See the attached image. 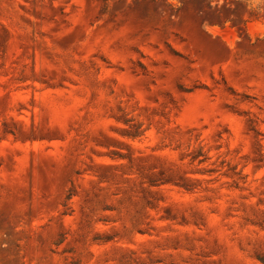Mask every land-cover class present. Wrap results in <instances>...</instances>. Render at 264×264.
Here are the masks:
<instances>
[{
  "label": "rangeland",
  "instance_id": "1",
  "mask_svg": "<svg viewBox=\"0 0 264 264\" xmlns=\"http://www.w3.org/2000/svg\"><path fill=\"white\" fill-rule=\"evenodd\" d=\"M0 264H264V0H0Z\"/></svg>",
  "mask_w": 264,
  "mask_h": 264
}]
</instances>
